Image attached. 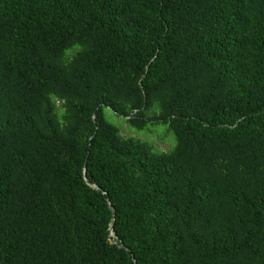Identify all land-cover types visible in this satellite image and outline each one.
<instances>
[{"label":"trees","instance_id":"trees-1","mask_svg":"<svg viewBox=\"0 0 264 264\" xmlns=\"http://www.w3.org/2000/svg\"><path fill=\"white\" fill-rule=\"evenodd\" d=\"M0 264H264V0H0Z\"/></svg>","mask_w":264,"mask_h":264},{"label":"rangeland","instance_id":"rangeland-1","mask_svg":"<svg viewBox=\"0 0 264 264\" xmlns=\"http://www.w3.org/2000/svg\"><path fill=\"white\" fill-rule=\"evenodd\" d=\"M104 117L115 127H118L124 137H133L147 143L155 152H167L173 149L176 140L163 124L148 125L142 131L131 128L122 118L115 115L111 110L104 109Z\"/></svg>","mask_w":264,"mask_h":264},{"label":"water","instance_id":"water-1","mask_svg":"<svg viewBox=\"0 0 264 264\" xmlns=\"http://www.w3.org/2000/svg\"><path fill=\"white\" fill-rule=\"evenodd\" d=\"M110 208H111V207H110ZM111 210H112V208H111ZM112 230H113V226L110 228V236L113 235ZM110 241H111L112 244H117L116 241L113 240V239H111ZM119 246H120V245H119ZM120 247H122V246H120Z\"/></svg>","mask_w":264,"mask_h":264}]
</instances>
